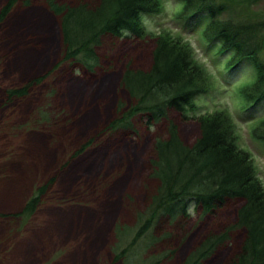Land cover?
<instances>
[{
    "label": "rangeland",
    "instance_id": "obj_1",
    "mask_svg": "<svg viewBox=\"0 0 264 264\" xmlns=\"http://www.w3.org/2000/svg\"><path fill=\"white\" fill-rule=\"evenodd\" d=\"M6 2L0 0V9ZM161 3L162 12L145 21L147 34L168 30L181 36L211 78V89L194 98L198 111L190 115L226 110L235 126L237 145L252 157L264 186V143L251 135L253 121L264 118V104L243 110L239 96V89L251 82L249 63L226 70L225 59H216L203 41L202 29L183 28L178 21L182 4ZM263 7L264 1L255 9ZM151 51L149 39L104 40L98 49L100 66L88 75L63 61L57 19L43 0H18L0 23V264H146L142 241L127 259L116 256L130 242L136 214L146 208L156 186L151 150L155 139L165 136V125L149 129L134 120L127 133L102 135V131L117 117L119 103L127 102L119 87L122 72L127 67L148 69ZM41 77L43 82L24 99L6 100L8 90ZM172 120L182 141L192 144L197 126L181 123L175 116ZM85 145V151L75 157ZM52 179L33 217L12 218L36 188ZM202 217L200 209L191 207L184 237L165 250L177 252L151 264H182L205 234L232 225L235 206ZM229 238L203 264H223L240 240L236 234Z\"/></svg>",
    "mask_w": 264,
    "mask_h": 264
},
{
    "label": "trees",
    "instance_id": "obj_2",
    "mask_svg": "<svg viewBox=\"0 0 264 264\" xmlns=\"http://www.w3.org/2000/svg\"><path fill=\"white\" fill-rule=\"evenodd\" d=\"M17 1L7 0L0 9V23ZM176 1L182 4L180 24L183 28L202 29L203 41L215 52L216 59H225L226 70L249 63L251 82L239 89L243 110L263 105L264 7H255L264 0ZM161 2L43 0L48 12L57 19L63 61L85 74L92 75L100 66L98 49L104 40L133 43L149 39L152 44L148 69L127 67L122 72L119 87L127 102L119 103L117 117L102 131V135L119 130L127 133L134 120L149 129L165 125V136L155 139L151 150V177L156 186L149 194L146 208L137 212L136 230L131 231L130 242L117 253L116 259H127L142 241L143 253L148 256L142 255L146 264L164 261L177 252L165 250L184 237L191 207L200 209L205 217L233 205L232 225L219 231L213 228L205 234L182 264H203L223 249L231 234L239 236V244L223 264H264V186L250 154L239 149L235 126L226 110L190 115L198 111L194 98L211 89V78L181 36L168 30L155 36L147 34L145 21L162 12ZM44 79L36 78L8 90L6 100L24 99ZM172 116L181 123L197 126L198 136L192 144L182 141ZM253 124L252 137L264 143V118ZM86 147L74 156L81 155ZM53 183L54 179L36 188L22 211L12 218L33 217ZM117 237L121 239L122 234Z\"/></svg>",
    "mask_w": 264,
    "mask_h": 264
},
{
    "label": "bare ground",
    "instance_id": "obj_3",
    "mask_svg": "<svg viewBox=\"0 0 264 264\" xmlns=\"http://www.w3.org/2000/svg\"><path fill=\"white\" fill-rule=\"evenodd\" d=\"M23 72H25V71H23Z\"/></svg>",
    "mask_w": 264,
    "mask_h": 264
}]
</instances>
